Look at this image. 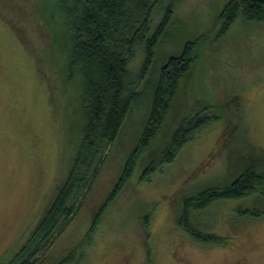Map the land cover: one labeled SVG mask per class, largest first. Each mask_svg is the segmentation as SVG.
I'll list each match as a JSON object with an SVG mask.
<instances>
[{"label":"rangeland","instance_id":"374dc122","mask_svg":"<svg viewBox=\"0 0 264 264\" xmlns=\"http://www.w3.org/2000/svg\"><path fill=\"white\" fill-rule=\"evenodd\" d=\"M230 2L181 0L176 5L168 35L147 74L151 81L139 85L141 99L117 139L102 146L104 161L96 176L93 171L88 175L90 188L81 182L76 189L82 201L77 216L38 264H57L76 248L72 264H264V198L259 194L220 199L190 212L179 225L185 198L228 187L248 165L241 130L224 144L227 108L235 100L244 106L247 139L264 152V21L246 19L241 11L220 35ZM161 17L158 9L154 24ZM37 40L30 36L29 44L22 43L0 18V264H10L25 244L56 184L68 175L80 140L76 95L63 97L56 79L54 98L48 78L55 68L41 65L39 58L45 53H38ZM192 42L198 59L179 84L161 134L138 156L130 179L101 211L150 119L152 78L169 57L181 54ZM144 59L145 53L138 50L130 62L135 80ZM204 110L215 118L172 162L144 177L152 155L160 153L187 117ZM254 209L259 216L252 215Z\"/></svg>","mask_w":264,"mask_h":264},{"label":"trees","instance_id":"16d2710c","mask_svg":"<svg viewBox=\"0 0 264 264\" xmlns=\"http://www.w3.org/2000/svg\"><path fill=\"white\" fill-rule=\"evenodd\" d=\"M21 1H28V4ZM180 1L0 0V18L24 44L31 42L30 36H36L38 53H45L44 57L39 55L41 65H54L55 72L48 78L54 98L56 79H59L62 96L69 99L76 97L82 119L72 167L65 180L56 184L54 196L44 207L43 214L10 264H38L77 216L82 201L76 189L80 188L81 182L84 187L88 186V175L92 171L96 176L97 166L100 170L104 161L102 146L110 145L117 139L133 107L141 99L139 85L145 80L147 83L151 81L147 74L154 62L156 49L168 35L174 9ZM158 9L162 17L154 24V14ZM241 11L246 19L264 21V0H232L223 12L225 21L220 35L230 29ZM195 45L196 42L188 43L181 54L169 57L152 78L154 88L150 119L120 182L101 211L117 197L122 185L130 179L138 156L149 151L161 134L179 84L190 74L198 59L194 53ZM138 50H143L145 59L139 78L135 80L129 66ZM227 110L230 117L226 119L228 128L223 133L224 144L227 145L234 133L241 130L246 152L250 156L246 160L248 165L228 187L206 189L198 196L185 198L180 226H183L190 212L205 209L220 199H240L253 194L264 198V152L247 139L244 106L239 99L229 104ZM214 118L205 110L187 117L160 153L152 155L144 177L158 166L172 162L194 134ZM251 213L260 215L256 209ZM100 214L95 217L86 242L90 241ZM186 230L196 236L193 229ZM77 249L60 258L57 264L74 263Z\"/></svg>","mask_w":264,"mask_h":264}]
</instances>
